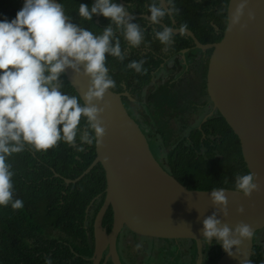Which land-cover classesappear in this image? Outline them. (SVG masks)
<instances>
[{
  "label": "clouds",
  "instance_id": "clouds-1",
  "mask_svg": "<svg viewBox=\"0 0 264 264\" xmlns=\"http://www.w3.org/2000/svg\"><path fill=\"white\" fill-rule=\"evenodd\" d=\"M247 5L248 0H240L230 14L226 6L225 31L230 32L237 25L242 31L247 27V23H241ZM147 11L150 15L143 19L159 26L153 28L152 34L167 50L173 44L177 29L160 25L166 17H175L179 9L174 0H151ZM78 14L85 21H91L94 15H102L110 23L99 34L86 30L71 22L64 5L55 0H24L15 19L0 21V206L10 205L13 210L23 207L22 200L14 199L15 158L7 162L13 154L23 152L25 147L28 152H46L57 147L60 142L74 147L77 152L85 151L84 145L102 146L106 127L101 117L110 108L104 97L110 89L116 87V81L109 75L106 66L107 57L123 62L126 56L121 46V37L129 47L139 48L144 42V30L134 22L135 16L130 14L128 7L114 0H94L90 9L81 3ZM247 18L248 21L255 19L251 10H248ZM186 29L187 24L180 25L179 34L184 35ZM145 46L150 47V43ZM145 62L144 59L132 60L126 67L137 74L146 75L147 69L143 67ZM68 69L76 76L88 78L89 86L82 97L62 91L60 78ZM101 104L103 106H99ZM168 174L171 175L170 172ZM54 177L60 178L61 175L55 172ZM66 180L71 179L64 178L66 187L81 182L68 184ZM255 181L256 176L252 172L239 174L235 177L234 191L250 198L253 192L259 191ZM102 197V194L96 197L91 204ZM210 199L215 211L203 219V240L207 243L215 240L229 256H238L243 242L251 240L254 230L243 222L230 228L218 218L220 214L224 217L228 215V199L224 189H213ZM237 212L243 214L244 208L239 207ZM47 231L39 236L44 241L43 246L50 243L52 248V242L57 245V240H63L61 237L64 233L61 231L50 228ZM136 247L140 248L141 245L137 244ZM53 249L49 258L42 253L46 258L45 264L69 263L80 258V253L73 250L74 259H57V248ZM45 253L49 254V248ZM93 258L94 254L84 259L94 264ZM107 262L113 264L111 259ZM241 264L251 262L241 259Z\"/></svg>",
  "mask_w": 264,
  "mask_h": 264
},
{
  "label": "water",
  "instance_id": "water-1",
  "mask_svg": "<svg viewBox=\"0 0 264 264\" xmlns=\"http://www.w3.org/2000/svg\"><path fill=\"white\" fill-rule=\"evenodd\" d=\"M239 2L229 0V14ZM248 10L255 15L252 21H248ZM101 16L97 17L98 23ZM241 23H247L243 31L237 25L213 44H202L192 32H185L200 49H213L208 64L207 92L215 109L205 121L216 111L228 121L241 139L247 168L259 185V191L253 192L250 198L224 189L228 215L220 214L218 218L230 228L240 222L248 224L254 234L250 241L243 242L238 256H229L223 250L215 264H241V259L251 262L254 235L264 229V0H248ZM64 75L82 97L89 86L88 78L74 75L71 69ZM124 96L112 89L106 93L104 101L110 108L101 117L106 127L102 146H96V159L81 177L66 180L68 184L76 183L99 164L105 172L106 198L94 221L93 262L100 264L108 246L105 263L111 259L113 264H121L116 241L124 229L144 241H194L199 254L196 264H204L203 219L215 211L211 191L190 190L164 171L126 108ZM239 207L244 208L243 214L237 212ZM110 208L114 211L115 226L107 233L103 219ZM214 242L210 241L209 245Z\"/></svg>",
  "mask_w": 264,
  "mask_h": 264
},
{
  "label": "trees",
  "instance_id": "trees-1",
  "mask_svg": "<svg viewBox=\"0 0 264 264\" xmlns=\"http://www.w3.org/2000/svg\"><path fill=\"white\" fill-rule=\"evenodd\" d=\"M59 1L64 5L65 12L70 16L71 22L86 30L99 34L110 23V20L103 16L98 23V15H94L91 21L81 19L78 14L79 4H86L90 9L94 0ZM114 2H119V0H114ZM228 2L229 0L223 5L225 9H227L226 6L228 7ZM23 4L24 0H0V21L15 19ZM188 9L189 13H192L189 7ZM187 16V19H190L195 15ZM215 17L225 31L226 15ZM195 25L196 28H199L200 21H196ZM205 32V36L209 37L210 33ZM205 32L202 31V33ZM222 38L223 34L212 40L219 42ZM201 41L206 42L210 39H201ZM187 45H189V41L184 45H174V47L179 50ZM121 46L122 49L128 46L122 37ZM157 46L159 50L162 45L158 43ZM106 66L109 69V75L116 81V87L112 90L124 91V79L120 74L123 63L108 56ZM60 79L63 92L78 95L67 81L66 75L63 74ZM127 84L129 89H132L131 93H138L139 87L133 86L132 83ZM205 94H207L206 89ZM139 98L141 102L146 100L143 96ZM165 102L172 104L169 94L165 98ZM81 103H83L82 100ZM204 103L203 113L192 114L190 108L183 109L187 110L188 114L185 119H182V128L185 130L179 143L170 144L171 133H163V129L160 127H156L159 129L157 133L151 127L148 133H144L149 143H154V140H162L160 145L162 148L172 147L167 155L168 164L165 165H167L170 174L183 186L197 191H212L221 188L234 190L235 177L249 172L244 159L241 139L220 112L210 116L204 122L206 116L212 111L207 108L208 102ZM144 108L145 104L141 113L142 118L143 112L145 113L143 122L140 124L141 127H146L150 123V110L146 108L144 111ZM79 143V139H77V144ZM84 148L85 151L77 152L74 147L60 142L57 147L46 152L33 150L28 152L25 147L23 152L13 154L8 158L7 162L15 158L13 163L17 168L15 167L13 177L14 199L22 200L23 207L13 210L10 205L0 206V264H45L44 255L38 252L33 253L32 250L36 246L35 240H40L39 236L42 233H47L48 228L64 233L61 238L65 241H59L57 245L55 242L51 243L52 248H58L55 257L60 256L69 261L74 259L75 253L82 254L84 258H90L93 255V250L88 246L87 231L82 227V224L85 220L86 210L90 207L91 212L94 210L91 213L92 221L89 226L92 228L94 218L103 205L106 189L105 172L99 164L78 184L66 187L64 182V178L71 180L79 178L96 159L95 144L84 145ZM55 172L61 177H54ZM101 194L103 197L92 205L91 202ZM168 243L173 249L169 252L170 256L187 253L191 257L192 264L199 256L196 243L181 242L180 246L175 245L174 242ZM184 243L186 247L189 245L185 252H183ZM76 245H81L82 249ZM205 245L206 262L208 264L217 263L223 254L221 244L215 241L210 246L205 241ZM42 250L47 251V247H42ZM73 250L76 252L74 253ZM84 258H77L72 264H92L91 261ZM178 261L179 259L170 264H178ZM251 264H264V239H255Z\"/></svg>",
  "mask_w": 264,
  "mask_h": 264
},
{
  "label": "flooded vegetation",
  "instance_id": "flooded-vegetation-1",
  "mask_svg": "<svg viewBox=\"0 0 264 264\" xmlns=\"http://www.w3.org/2000/svg\"><path fill=\"white\" fill-rule=\"evenodd\" d=\"M227 0H174L175 6L179 9V13L175 17H166L164 21L161 22L160 26H171L177 29L176 35L173 38V44L170 48L165 50V47L162 45L160 49H157V44L159 43L153 36V28H159L158 25H152L143 17L150 15L147 11V5L151 3V0H119V4L128 7V10L131 15L135 16V21L138 23L141 28L144 30V42L139 48L132 47H123L126 59L122 62L123 66L120 70V74L123 80L124 91L119 92L124 96V102L126 108L133 115L134 120L137 122L141 130H146L149 132L150 127L154 129L155 133L159 131L156 127H160L163 130V133H171L172 138L169 139L170 144H177L179 140L183 138L182 128V119L186 118L188 114L185 108H190L192 114L197 112L203 113L204 111V102H208L207 108L212 109L208 114L210 115L215 107L212 101H210L208 92L205 94V89L207 91V73H208V64L209 59L212 54L213 49L209 48L207 50H202L197 47L194 39L188 34L180 35L178 29L180 25L187 24V29L185 32H192L197 40L202 44H213L218 41H213L212 39L224 35L223 27L217 22L215 16H227V9L223 7ZM189 3V6H187ZM229 5V2H228ZM188 7L192 10V13H189ZM228 8V7H227ZM224 10L222 14H218ZM195 15L190 19H187V15ZM199 17H197V16ZM98 17V16H97ZM102 17V16H101ZM200 21V27L196 28L195 22ZM210 27H205L207 25ZM207 31L210 33V36H205ZM210 39V41L203 42L201 39ZM191 40V42H190ZM189 41V45L177 49L174 45H184ZM150 43V47H146V44ZM144 59L146 62L144 68L147 69V74H137L134 70L127 69V64L132 60L139 61ZM207 72V73H206ZM206 75V81H205ZM206 82V86H205ZM127 83H132L133 86L139 87L138 93H131L132 89H129ZM142 93L143 95L139 94ZM164 94H166L164 96ZM170 96L172 104H167L165 98ZM140 96L145 97L147 100L141 102ZM208 98V100H207ZM145 104L144 111L146 108L150 110V123L146 127H141L140 124L143 122L145 113L143 112V118L141 113L143 111V105ZM219 112L216 111L214 115ZM207 117V116H206ZM206 119V118H205ZM204 119V122H206ZM145 132V131H144ZM161 141V142H160ZM155 144L154 149L152 143L150 146L154 157L156 158V150H159L161 153V159L158 160L160 165L169 173L167 169L168 159L167 155L172 147L162 148V140ZM157 159V158H156ZM91 208H87L85 220L82 224L88 234V246L95 252L96 243H95V234H94V221L97 216H95L92 228H89L92 221V212ZM115 226V218L113 215V210L108 209V213L103 219V228L107 233H111ZM264 232V229L257 232L254 235V240L257 239V235ZM264 239V236L261 240ZM36 246L33 248V253L45 254V257L49 258L52 255L53 248H50V243H46L45 246H42L44 243L43 240L36 239ZM61 241L60 239L57 242ZM65 241V240H62ZM67 243V242H65ZM151 243H154V247H151ZM175 245L180 246L181 242H174ZM140 244L139 248L141 251L147 254L161 255L165 256L162 261L157 259V262L153 259V255L146 261V264L157 263V264H170L179 259L178 264H192L191 257L186 253L185 255H173L170 256L172 251V246L170 243L162 242H153V241H144L140 240L124 229L117 237L116 246L117 251L122 261L121 264H125L121 258L119 249L123 252L126 250L129 252L132 248H137L136 245ZM82 249L81 245H76ZM206 246V245H205ZM41 247L49 248V254L45 253V250H41ZM187 249L185 243L183 246V252ZM58 250V248H57ZM76 252V250L74 251ZM108 254V249L104 253L102 259V264L105 263V258ZM167 254V256H166ZM82 257V254H79ZM132 258V256H130ZM159 258V256H158ZM57 259H62L58 256ZM92 259V258H91ZM197 259L195 260L196 264ZM73 261L69 262L72 264ZM132 263V260L130 264ZM206 262V258L204 260Z\"/></svg>",
  "mask_w": 264,
  "mask_h": 264
},
{
  "label": "rangeland",
  "instance_id": "rangeland-1",
  "mask_svg": "<svg viewBox=\"0 0 264 264\" xmlns=\"http://www.w3.org/2000/svg\"><path fill=\"white\" fill-rule=\"evenodd\" d=\"M145 132L148 133L146 130H145ZM157 142L158 141L154 140V143L157 144ZM154 143H152L153 149H154V146H155ZM156 155H157V160H160L161 159V153H160L159 150H156ZM263 236H264V232L260 233L259 235H257V240H261V238ZM150 246L154 247V243H151ZM119 252H120L121 258H122V260H123V262L125 264L130 263L131 260H132L131 264H146V261H148L149 258L153 255V254L144 253L139 248H132L131 250H129V252L126 251V250H123V252H122L119 249ZM130 256H132V258H130ZM158 256H159V258H158ZM166 256H167V254H166ZM164 258H165V256L153 255V259L155 260V262H157V259L159 261H162ZM151 264H154V263H151ZM155 264H157V263H155Z\"/></svg>",
  "mask_w": 264,
  "mask_h": 264
}]
</instances>
